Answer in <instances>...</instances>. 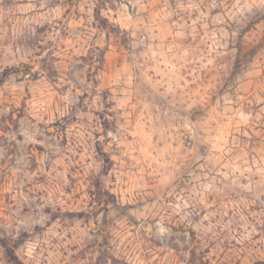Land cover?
I'll use <instances>...</instances> for the list:
<instances>
[{
	"label": "clouds",
	"instance_id": "obj_1",
	"mask_svg": "<svg viewBox=\"0 0 264 264\" xmlns=\"http://www.w3.org/2000/svg\"><path fill=\"white\" fill-rule=\"evenodd\" d=\"M0 264H264V0H0Z\"/></svg>",
	"mask_w": 264,
	"mask_h": 264
}]
</instances>
